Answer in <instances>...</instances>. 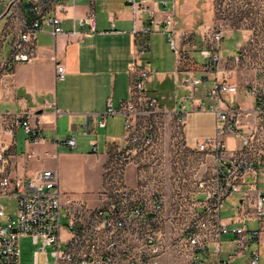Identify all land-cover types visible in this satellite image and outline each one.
<instances>
[{"label": "crops", "instance_id": "0c3cea01", "mask_svg": "<svg viewBox=\"0 0 264 264\" xmlns=\"http://www.w3.org/2000/svg\"><path fill=\"white\" fill-rule=\"evenodd\" d=\"M145 6L154 11L151 18L146 11H133L129 0H95V30L88 31L79 24V19L90 9L88 1L73 0L72 4L68 0L61 15V33L53 35L51 26L43 22L36 33V58L12 64L11 73L0 77V115L39 116L43 140L32 144L21 127L7 133L8 119L0 120V138L9 146L8 170L12 177L29 179L43 170H53L57 173L56 187L60 194L81 200L88 206L105 207L108 198L113 196L140 202L148 211L146 216L156 219L164 241L169 243L180 239L193 214L200 210L197 201L204 195L196 187L197 181L203 179L207 185L214 184L216 162L213 155L183 152L172 166L167 154L164 161L159 153L151 150L136 151L125 168L121 186L109 180L106 168L111 155L122 145L123 117L109 115L104 126H98L97 121L108 101L117 108L129 99V68L136 63L149 73L144 83L147 96L155 98L166 110L174 109L180 102L187 110L184 137L189 145L213 135L214 115L192 111L190 101V97L194 103L204 99L208 82L190 88L183 79L205 74L209 80L213 78L212 72L203 71L205 57L200 50L204 46L205 28L214 24L217 17L214 0H146ZM167 14L172 16L169 31L163 29ZM4 23L15 28L11 17H5L0 24ZM147 26L151 27V32L142 36L141 30ZM235 33L239 32L225 30L219 67L237 87L232 101L252 107L254 101L248 86L259 74L258 65L244 55L246 38L242 32L239 42L231 48L224 46V41ZM10 37L8 34L0 58L9 52ZM141 38L147 42V51L137 56ZM169 38L185 50L190 62L178 64ZM57 63L64 67V77L60 80L55 75ZM68 135L74 137V147L55 144V139ZM100 139L102 152H98ZM225 141L228 149L239 144L231 135L226 136ZM165 152L168 153L167 143ZM261 170L259 166L256 180L246 194L233 192L224 199L235 197L227 216L221 217V208L218 213L220 224L258 230V237L249 241L245 251L233 254L232 233L220 234L218 242L198 253L199 260L205 264H249L252 250L258 252V264H264V221L260 223L254 218L250 203L256 194L264 193ZM79 174L85 177L83 189L90 197L75 194ZM159 200L161 207L153 211L154 203ZM238 213L242 216L240 219ZM160 264H187V261L169 250L161 257Z\"/></svg>", "mask_w": 264, "mask_h": 264}, {"label": "built area", "instance_id": "2783aa9c", "mask_svg": "<svg viewBox=\"0 0 264 264\" xmlns=\"http://www.w3.org/2000/svg\"><path fill=\"white\" fill-rule=\"evenodd\" d=\"M87 1L90 9L79 19V24L88 31H94L95 0ZM67 3L68 0H0V23L5 17H11L15 23V28L11 24H0V55L8 34H11L9 52L0 58V77L11 73L12 64L36 58V33L41 30L43 22L51 26L53 35L62 32L61 15ZM129 3L133 11H146L150 18L153 16L154 11L145 6L146 0H129ZM214 11L217 20L205 28L202 36L204 46L200 50L205 57L203 71H210L214 76L211 80L206 74L198 77L189 75L183 79V83L190 88L208 82L204 99L194 103L190 97V101L192 111L214 115L213 135L189 145L184 137L187 110L181 102L174 109L166 110L155 98L147 96L144 83L149 73L136 63L129 68V99L117 108L108 101L97 121L98 126H104L109 115L120 114L123 117L122 145L111 155L106 168L109 180L121 186L124 184L125 168L132 162L131 156L136 151L151 150L159 153L164 161L167 154L172 166L183 152L213 155L216 162L214 184L207 185L203 179L197 181L196 187L204 197L197 201L200 210L193 214L180 239L165 242L156 219L146 216L148 211L140 202L124 201L113 196L108 198L105 207L88 206L81 200L60 194L56 187L57 173L53 170H43L29 179L12 177L8 170L11 159L9 146L0 138V196L16 198L15 218H5L0 205V264H18V240L22 236H30L33 242L41 239L43 253L49 246L53 259L51 264H160L161 257L169 250L183 256L187 264H205L197 255L210 244L218 242L220 234L232 233L233 254L245 251L249 241L258 237V230L247 231L243 225L228 228L220 224L218 213L228 195L238 191L246 194L256 180L259 166L264 181V63L252 61L244 49L249 61L258 65L259 74L248 86L254 105L244 107L234 103L232 98L237 87L219 67L225 33L222 23L224 10L214 4ZM164 22L163 29L169 31L172 16L167 14ZM150 32L151 27L147 26L141 30V35ZM169 41L178 64L190 62L185 50L178 48L172 38ZM146 51L147 42L141 38L136 55ZM55 75L58 80L64 77V67L58 63ZM6 119L7 133L11 134L16 127H21L32 144L43 140L39 116L0 115V120ZM228 135L239 141L236 148H227L225 137ZM166 143L168 153L165 152ZM55 144L72 148L75 139L68 135L55 139ZM160 203V200L154 203L153 211L161 207ZM250 203L254 218L263 222L264 193L256 194ZM61 216L65 218L62 225ZM237 217L240 219L242 216L238 213ZM248 263L258 264L257 250L250 252ZM45 264H49L47 260Z\"/></svg>", "mask_w": 264, "mask_h": 264}, {"label": "rangeland", "instance_id": "374dc122", "mask_svg": "<svg viewBox=\"0 0 264 264\" xmlns=\"http://www.w3.org/2000/svg\"><path fill=\"white\" fill-rule=\"evenodd\" d=\"M214 4L223 8L224 16L222 23L225 25V30H237L245 35L244 49L252 61H261L264 63V0H214ZM217 17V16H216ZM217 20V18H216ZM235 33L232 37L224 41L226 48L241 40V35ZM249 38V39H247ZM99 151L102 152V139L98 143ZM85 177L79 174L75 194L78 196L90 197L87 191L83 189L85 186ZM235 197H229L220 205V215L225 218L230 212V207L234 204ZM0 205L2 206L3 216L15 218L16 215V198L10 195L0 196ZM65 223V218L60 217V224ZM43 243L41 239L33 242L30 236H22L18 240L19 257L18 264H49L53 259L50 255L51 249L45 247L46 252L43 253L41 248ZM37 253V255H36Z\"/></svg>", "mask_w": 264, "mask_h": 264}]
</instances>
